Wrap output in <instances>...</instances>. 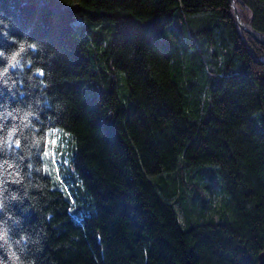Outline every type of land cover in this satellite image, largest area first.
<instances>
[{"label": "trees", "instance_id": "obj_1", "mask_svg": "<svg viewBox=\"0 0 264 264\" xmlns=\"http://www.w3.org/2000/svg\"><path fill=\"white\" fill-rule=\"evenodd\" d=\"M235 2L264 37V0ZM0 16L13 21L12 35L27 32L44 46L52 76L43 91L67 108L48 126L69 136V160L42 143L32 162L43 187L29 193L39 207L27 198L12 205L23 229L41 237L37 264H258L264 58L256 50L264 44L240 28L230 0H0ZM118 17L129 23L110 41ZM0 47L12 45L0 38ZM87 81L83 106L77 94ZM18 89L13 98L0 88V103L43 100L39 87ZM117 99L116 118L103 117L98 103ZM40 107L42 120L57 117ZM209 183L222 194L211 214L201 195Z\"/></svg>", "mask_w": 264, "mask_h": 264}, {"label": "clouds", "instance_id": "obj_2", "mask_svg": "<svg viewBox=\"0 0 264 264\" xmlns=\"http://www.w3.org/2000/svg\"><path fill=\"white\" fill-rule=\"evenodd\" d=\"M128 23L129 18L118 17V23L110 41L114 36L122 38L121 30L125 29ZM12 30L11 18L0 16V38L12 45L8 49L0 47V88H6L15 98L16 91H19L18 85H25L26 82V86L30 89L37 87L41 89L40 95L43 96V100L37 97L23 105L18 103L15 107L8 99L0 103V154H2L0 155V264H37L34 253L42 250L41 237L33 236L23 229V217L15 213L12 205L23 204L27 198L32 200L37 208L39 207L35 198L29 194L31 189L43 187L39 182H33V171L39 172L41 169L34 167L32 158L40 152L42 143H45L49 136H57L60 133L59 127L48 125H54L59 113L67 111V108L62 100L54 105L50 104L53 97L45 95L43 91L49 87L52 76L51 72L43 67L46 63L44 46L41 42L32 39L27 32L21 36H14ZM127 38L135 40V33L129 31ZM109 42L104 44V47H108ZM175 42L178 45V41L175 40ZM129 47L133 52L135 51V44ZM113 48L121 49L115 45ZM124 50L128 51V49ZM256 54L264 58V49H257ZM48 56L51 59L52 53L49 52ZM216 68H224L223 57ZM204 72L207 76L218 75L217 72H209L207 67ZM89 85H92L91 81L82 82L77 94L78 103L83 106L87 99L85 91ZM208 98L209 87L205 83L203 99L208 100ZM105 100L97 105L99 113L105 118L115 119L120 100L109 101L107 107L104 106ZM42 104L53 108L58 114L57 117H49L48 121L42 120L41 112L44 110L40 107ZM89 114L92 116V113L85 108V116ZM33 149L36 151L34 152ZM25 160L29 161L26 165ZM25 167L27 171H24ZM80 183L83 186L84 181L81 180ZM10 184L20 187L14 190ZM196 185L195 180L187 185L190 194L196 191ZM22 210L27 211V207ZM51 215L48 213L45 219L50 220Z\"/></svg>", "mask_w": 264, "mask_h": 264}, {"label": "rangeland", "instance_id": "obj_3", "mask_svg": "<svg viewBox=\"0 0 264 264\" xmlns=\"http://www.w3.org/2000/svg\"><path fill=\"white\" fill-rule=\"evenodd\" d=\"M52 139L57 140L56 144L51 145L53 146L52 153L55 154V156H59V158L63 157L66 159V161H68L71 153V150L69 149L70 147L69 136L63 133H59L57 136H53ZM201 195H203V197L207 199V203H208L207 211L210 214L214 213L217 210V208L222 204L221 191L213 183H209L208 187L202 191ZM177 209L181 222L185 224V218L179 205H177ZM198 211H199V207L196 208V215L198 214ZM215 216L217 217L218 214L215 213Z\"/></svg>", "mask_w": 264, "mask_h": 264}, {"label": "water", "instance_id": "obj_4", "mask_svg": "<svg viewBox=\"0 0 264 264\" xmlns=\"http://www.w3.org/2000/svg\"><path fill=\"white\" fill-rule=\"evenodd\" d=\"M231 3V8L232 11L234 13L235 19L237 21V23L239 24L240 28L248 33H250L254 38H256L257 40H259L260 42H262L264 44V37L260 34H258L256 31H254V29H252L250 26H248L241 18L239 11H238V7L237 4L235 2V0H230ZM258 264H264V251H262L259 255H258Z\"/></svg>", "mask_w": 264, "mask_h": 264}, {"label": "snow or ice", "instance_id": "obj_5", "mask_svg": "<svg viewBox=\"0 0 264 264\" xmlns=\"http://www.w3.org/2000/svg\"><path fill=\"white\" fill-rule=\"evenodd\" d=\"M50 137L52 136H49V139H47L46 143L51 147V145H54L57 143V140L56 139H51ZM45 158H48L52 155V153L49 151V150H45L43 152ZM44 171L47 172L48 171V167H47V164L44 165Z\"/></svg>", "mask_w": 264, "mask_h": 264}]
</instances>
